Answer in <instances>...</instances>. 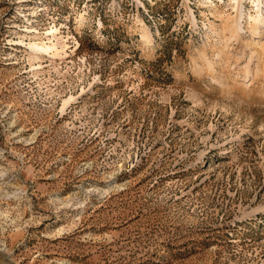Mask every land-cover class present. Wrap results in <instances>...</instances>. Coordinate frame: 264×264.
Here are the masks:
<instances>
[{
    "label": "rangeland",
    "instance_id": "374dc122",
    "mask_svg": "<svg viewBox=\"0 0 264 264\" xmlns=\"http://www.w3.org/2000/svg\"><path fill=\"white\" fill-rule=\"evenodd\" d=\"M0 264H264V0H0Z\"/></svg>",
    "mask_w": 264,
    "mask_h": 264
},
{
    "label": "bare ground",
    "instance_id": "6f19581e",
    "mask_svg": "<svg viewBox=\"0 0 264 264\" xmlns=\"http://www.w3.org/2000/svg\"><path fill=\"white\" fill-rule=\"evenodd\" d=\"M48 33L51 34L52 33V30H50ZM33 46H34V49H38L40 51H45V52H48V53L51 51V49L53 47V46H50L48 44H39L37 42L33 43Z\"/></svg>",
    "mask_w": 264,
    "mask_h": 264
}]
</instances>
